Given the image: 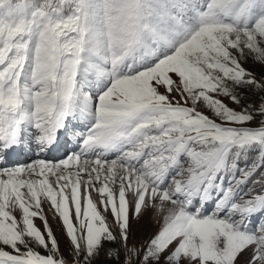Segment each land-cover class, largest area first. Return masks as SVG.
<instances>
[{
  "label": "snow or ice",
  "instance_id": "obj_1",
  "mask_svg": "<svg viewBox=\"0 0 264 264\" xmlns=\"http://www.w3.org/2000/svg\"><path fill=\"white\" fill-rule=\"evenodd\" d=\"M249 55L264 0H0V264H264ZM69 136L59 162L7 165Z\"/></svg>",
  "mask_w": 264,
  "mask_h": 264
},
{
  "label": "rangeland",
  "instance_id": "obj_2",
  "mask_svg": "<svg viewBox=\"0 0 264 264\" xmlns=\"http://www.w3.org/2000/svg\"><path fill=\"white\" fill-rule=\"evenodd\" d=\"M243 66L253 74L254 78L258 82L264 81V63L255 62L252 59V56L249 55L247 62H245ZM245 93H246V100L247 102H250V103H256L261 98L260 93L257 92L256 90H252V91L245 90ZM222 99H225V98H222ZM225 103H228L226 99H225ZM229 106H232V105H229ZM69 140L70 142H72V145L70 147L66 145L63 148V150L56 155V157H53V159L47 160V161L59 162L60 159L64 158V154L66 151L69 152V154L71 150L79 151V146L76 143V139L72 136H69ZM24 150L28 154L33 156V158H37V157L41 158L43 156V153L32 154L27 149H24ZM253 159H256V158L254 157ZM28 160L29 162L32 161V159L30 158ZM17 164H21V162L16 163V165ZM43 207H44V215L48 219L50 227L52 228L53 232L55 233L59 241L61 250L67 253L68 243L66 239L64 238V236L62 235L61 224L59 223L58 219L54 216L53 212L49 209V205L47 203H45ZM212 207H213L212 204H209L207 206L209 214L211 213ZM35 224L37 225L38 228L43 229L42 221L37 219L35 220ZM157 228H158V224L156 223V218L153 215L146 214L138 223H135V222L133 223V234H134L133 242L139 243L142 240H146L157 230ZM99 261H100V264H107V259L104 256H101L99 258Z\"/></svg>",
  "mask_w": 264,
  "mask_h": 264
},
{
  "label": "bare ground",
  "instance_id": "obj_3",
  "mask_svg": "<svg viewBox=\"0 0 264 264\" xmlns=\"http://www.w3.org/2000/svg\"><path fill=\"white\" fill-rule=\"evenodd\" d=\"M30 155V154H29Z\"/></svg>",
  "mask_w": 264,
  "mask_h": 264
}]
</instances>
